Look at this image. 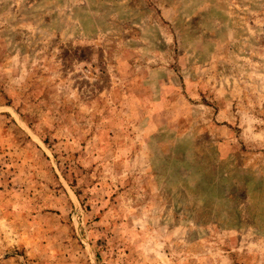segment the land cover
Segmentation results:
<instances>
[{"label":"rangeland","instance_id":"1","mask_svg":"<svg viewBox=\"0 0 264 264\" xmlns=\"http://www.w3.org/2000/svg\"><path fill=\"white\" fill-rule=\"evenodd\" d=\"M0 264H264V0H0Z\"/></svg>","mask_w":264,"mask_h":264}]
</instances>
